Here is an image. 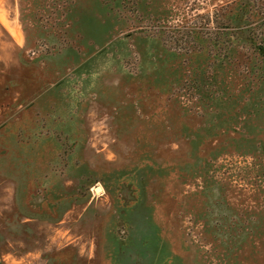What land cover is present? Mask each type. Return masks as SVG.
<instances>
[{"label":"rangeland","instance_id":"obj_1","mask_svg":"<svg viewBox=\"0 0 264 264\" xmlns=\"http://www.w3.org/2000/svg\"><path fill=\"white\" fill-rule=\"evenodd\" d=\"M224 3L0 0V255L264 264V121L164 102L190 68L136 31Z\"/></svg>","mask_w":264,"mask_h":264},{"label":"trees","instance_id":"obj_2","mask_svg":"<svg viewBox=\"0 0 264 264\" xmlns=\"http://www.w3.org/2000/svg\"><path fill=\"white\" fill-rule=\"evenodd\" d=\"M137 28L160 46L161 66L172 62L173 69L190 68L179 74L180 88L168 81L164 102H177L183 92L222 119L264 121V0H225L177 26Z\"/></svg>","mask_w":264,"mask_h":264},{"label":"crops","instance_id":"obj_3","mask_svg":"<svg viewBox=\"0 0 264 264\" xmlns=\"http://www.w3.org/2000/svg\"><path fill=\"white\" fill-rule=\"evenodd\" d=\"M68 246H63V250H61V248H56V249H54L55 251H58L57 253L58 254H56V255H58V256H61L62 254V252L61 253H59V251H63V253H64V259L65 258H69L68 256H67V254H66V248H67ZM81 254H79V256H80ZM0 262L2 263V264H16L17 263V261L14 259V257L12 256V254L6 249L5 250V252H3V253H1V255H0Z\"/></svg>","mask_w":264,"mask_h":264},{"label":"bare ground","instance_id":"obj_4","mask_svg":"<svg viewBox=\"0 0 264 264\" xmlns=\"http://www.w3.org/2000/svg\"><path fill=\"white\" fill-rule=\"evenodd\" d=\"M12 34H13V36L16 38V39H18L19 38V34L16 32V31H12ZM101 191V189H97V192H100Z\"/></svg>","mask_w":264,"mask_h":264},{"label":"water","instance_id":"obj_5","mask_svg":"<svg viewBox=\"0 0 264 264\" xmlns=\"http://www.w3.org/2000/svg\"><path fill=\"white\" fill-rule=\"evenodd\" d=\"M97 189H101L100 187H96L95 190L97 191Z\"/></svg>","mask_w":264,"mask_h":264}]
</instances>
